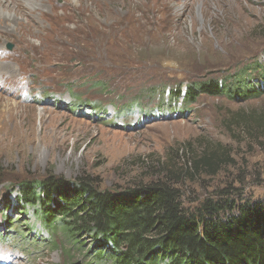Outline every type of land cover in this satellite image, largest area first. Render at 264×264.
Segmentation results:
<instances>
[{
	"label": "rangeland",
	"instance_id": "rangeland-1",
	"mask_svg": "<svg viewBox=\"0 0 264 264\" xmlns=\"http://www.w3.org/2000/svg\"><path fill=\"white\" fill-rule=\"evenodd\" d=\"M1 4L9 17H0V201L9 207L0 211V234L7 231L2 222L17 219L9 231L26 237L0 240L8 263L99 264L90 241L79 249L63 230L52 236L40 229L31 208L15 210L17 183L49 172L71 182L87 175L101 189L165 178L186 205L225 189L234 199H264V125L227 126L236 111L263 115L264 94L245 102L202 94L186 113L148 120H138L136 109L113 115L114 107L149 103L166 111L162 88L219 80L253 61L264 65V0ZM97 80L108 91L88 87ZM75 102L107 115L99 118L90 105L72 112ZM210 150L218 164L194 170L191 157Z\"/></svg>",
	"mask_w": 264,
	"mask_h": 264
},
{
	"label": "trees",
	"instance_id": "trees-1",
	"mask_svg": "<svg viewBox=\"0 0 264 264\" xmlns=\"http://www.w3.org/2000/svg\"><path fill=\"white\" fill-rule=\"evenodd\" d=\"M178 85L161 89L162 101H170L162 105L169 107L166 111L159 110L157 105L151 110L150 103L115 108L119 115L136 109L145 119L164 113H186L202 94L245 102L264 94V65L253 61L219 80L199 81L184 88ZM88 87L109 89L100 80L89 81ZM72 96L73 100H79L78 94ZM81 106L88 104L75 102L70 110L80 111ZM91 109L94 115L96 111L97 116L106 114L104 109ZM250 122L264 125V114L255 119L236 111L228 118L227 126L245 128ZM190 161L196 171L201 166L213 169L218 164L213 150L210 155L191 157ZM16 187L15 210L20 215L21 210L31 208L40 229L52 236L57 229L63 230L79 249L90 241V251H95L92 257L99 264H264V199L239 201L231 197L232 191L225 189L218 196L186 205L180 189L165 178L101 189L87 175L71 182L50 172L43 179L19 181ZM7 207V202L1 200L0 211ZM8 220L2 222L7 231L0 234V240L5 239L6 233V238L14 233L25 239L17 230L9 231L17 219ZM28 225L27 229H32Z\"/></svg>",
	"mask_w": 264,
	"mask_h": 264
},
{
	"label": "bare ground",
	"instance_id": "bare-ground-1",
	"mask_svg": "<svg viewBox=\"0 0 264 264\" xmlns=\"http://www.w3.org/2000/svg\"><path fill=\"white\" fill-rule=\"evenodd\" d=\"M3 1H5V0H1L0 3L3 2ZM4 7H5L4 4L3 5L2 4L0 5V17H2L3 15H5L6 17H9V15H7L6 12L4 11L5 10Z\"/></svg>",
	"mask_w": 264,
	"mask_h": 264
},
{
	"label": "water",
	"instance_id": "water-1",
	"mask_svg": "<svg viewBox=\"0 0 264 264\" xmlns=\"http://www.w3.org/2000/svg\"><path fill=\"white\" fill-rule=\"evenodd\" d=\"M8 48L10 49L11 48V46H8ZM73 264H80L79 262H76V263H73Z\"/></svg>",
	"mask_w": 264,
	"mask_h": 264
}]
</instances>
